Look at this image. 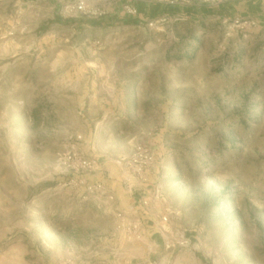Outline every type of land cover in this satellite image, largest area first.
Returning <instances> with one entry per match:
<instances>
[{
	"label": "rangeland",
	"instance_id": "obj_1",
	"mask_svg": "<svg viewBox=\"0 0 264 264\" xmlns=\"http://www.w3.org/2000/svg\"><path fill=\"white\" fill-rule=\"evenodd\" d=\"M84 1L0 0V264H264V13Z\"/></svg>",
	"mask_w": 264,
	"mask_h": 264
},
{
	"label": "crops",
	"instance_id": "obj_2",
	"mask_svg": "<svg viewBox=\"0 0 264 264\" xmlns=\"http://www.w3.org/2000/svg\"><path fill=\"white\" fill-rule=\"evenodd\" d=\"M136 3L137 2H135V4ZM244 7L246 8V12L249 14H263L264 0H245ZM145 12H149V10L146 8ZM91 144L92 146H96L95 142H91ZM104 156L107 162H119L115 159V157H111L112 155L110 153H106L104 154ZM118 156L122 158L120 155ZM107 174L110 176V180L107 181L109 189L117 196L122 195V193L124 192L123 180L127 177V174L117 172H114V174H111V172H107ZM127 210L130 211L129 218H131V221L137 226V232H139L140 236L148 233L151 238L153 236H155V238H158V232L156 228L160 224V215L154 210L152 200H149L147 204H143L141 200V202H139V205L129 206Z\"/></svg>",
	"mask_w": 264,
	"mask_h": 264
},
{
	"label": "built area",
	"instance_id": "obj_3",
	"mask_svg": "<svg viewBox=\"0 0 264 264\" xmlns=\"http://www.w3.org/2000/svg\"><path fill=\"white\" fill-rule=\"evenodd\" d=\"M168 3L171 4H180V5H188L190 0H169ZM71 8L77 12H86L88 9V5L84 0H75V3L71 6ZM129 12L136 13L137 10L134 8H129ZM138 158H142L140 162H138ZM75 162L73 168L75 171L88 172L94 170L96 164L93 160L84 157H74ZM131 160L133 163H139V169H141L142 164H147L152 160L151 155L142 147L141 145H136L134 147L133 153L131 155Z\"/></svg>",
	"mask_w": 264,
	"mask_h": 264
},
{
	"label": "trees",
	"instance_id": "obj_4",
	"mask_svg": "<svg viewBox=\"0 0 264 264\" xmlns=\"http://www.w3.org/2000/svg\"><path fill=\"white\" fill-rule=\"evenodd\" d=\"M135 9L137 10L138 13L147 14V12H145L146 7H145L143 2H137L135 4ZM180 11H186L188 13H193L194 11H196V7L193 5H186L185 6V5L171 4V3H167V4L163 5L161 3H157L152 8L149 9L148 15L149 16H156V15L160 14L161 12H169V13L174 14V13H179ZM198 11L206 13V12H210L212 10L207 8L206 5H202L199 7ZM135 20H136L135 17H133V18L124 17L121 20H116V22L117 23L119 22L121 24H134ZM94 23H95V25L110 26V20H108L106 18L96 20Z\"/></svg>",
	"mask_w": 264,
	"mask_h": 264
}]
</instances>
